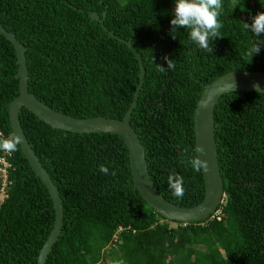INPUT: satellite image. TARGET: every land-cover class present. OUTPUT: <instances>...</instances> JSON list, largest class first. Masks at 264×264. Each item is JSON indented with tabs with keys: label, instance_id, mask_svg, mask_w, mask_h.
<instances>
[{
	"label": "trees",
	"instance_id": "trees-1",
	"mask_svg": "<svg viewBox=\"0 0 264 264\" xmlns=\"http://www.w3.org/2000/svg\"><path fill=\"white\" fill-rule=\"evenodd\" d=\"M222 3V36L210 41L212 53L195 45L187 29L170 35L175 0H0V26L25 48L26 90L35 99L73 118L120 119L137 65L123 43L87 17L103 12L102 25L132 46L143 68L128 124L149 179L164 200L190 207L203 195L200 173L185 164L195 156L191 116L202 86L231 71L264 72V44L247 56L264 34L257 38L243 26L264 12V0ZM165 57L176 66L162 73L157 65L167 68ZM15 67L12 47L0 35V138L10 136L6 111L17 94ZM17 119L61 206L59 233L43 264H264V93L232 91L217 99L218 219L210 214L193 223L167 221L146 206L129 182L117 135L52 129L24 108ZM5 159L0 264H35L51 203L19 150ZM102 164L108 175L99 171ZM170 172L183 177L182 199L168 189Z\"/></svg>",
	"mask_w": 264,
	"mask_h": 264
},
{
	"label": "water",
	"instance_id": "water-1",
	"mask_svg": "<svg viewBox=\"0 0 264 264\" xmlns=\"http://www.w3.org/2000/svg\"><path fill=\"white\" fill-rule=\"evenodd\" d=\"M100 18L95 12H87L89 20L98 22L100 28L112 37L123 43L131 52L137 65V82L135 84L130 102L120 119L103 118L100 116L88 118H73L54 111L33 97L26 90V68L24 62V47L18 43L13 34L5 31L0 26V35L12 47L14 54L15 73L13 78L17 81V94L7 104V121L10 135L18 134L22 137V144L18 150L26 161L34 177H36L45 189L51 203L52 221L50 229L38 249L35 264H43L44 259L55 242L61 226V206L56 189L49 180L46 172L40 166L31 151L17 119L20 108H24L33 114L38 120L52 129L66 131L76 134L108 133L117 135L125 149L126 165L129 172V182L132 189L138 194L150 210L167 221L193 223L205 219L212 214L222 198L221 179L218 174L215 143L213 138L212 110L221 94L232 91L257 92L254 85H259L260 91L264 93V72L231 71L219 75L202 86L201 92L194 104L191 116L192 150L194 155L208 161V168L201 170L200 176L203 186L201 200L190 207H180L164 200L154 189L146 170V162L139 140L128 124L129 114L134 107L139 87L142 83L143 68L136 51L132 46L122 39L116 38L102 25ZM197 145L204 147L203 153L195 151Z\"/></svg>",
	"mask_w": 264,
	"mask_h": 264
},
{
	"label": "clouds",
	"instance_id": "clouds-1",
	"mask_svg": "<svg viewBox=\"0 0 264 264\" xmlns=\"http://www.w3.org/2000/svg\"><path fill=\"white\" fill-rule=\"evenodd\" d=\"M223 11L222 0H175V7L171 19L170 35L175 38L178 29H187L189 39L200 49L212 53L213 48L210 46V41L221 37L220 29L223 27L219 21V17ZM244 28L254 34L255 37H260L264 34V12L257 13L252 17L251 23H244ZM264 44V40L257 39L247 50V56L251 57L259 53L260 45ZM167 62V68L162 65H157L160 72H166L175 69V63L168 57L164 58ZM257 92H261L259 85H254ZM22 144V137L18 134H12L7 138H0V152L12 153L18 150V146ZM195 151L203 153L204 147L197 145ZM186 165L199 173L201 170L208 168V161L200 157L193 156L185 160ZM99 171L105 175L109 174V168L105 165L99 166ZM111 175L115 176L113 170ZM183 177L175 172H170L167 176V185L169 191L176 198L182 199L184 196ZM215 211V210H214ZM116 264H125L123 260L117 261Z\"/></svg>",
	"mask_w": 264,
	"mask_h": 264
},
{
	"label": "built area",
	"instance_id": "built-area-1",
	"mask_svg": "<svg viewBox=\"0 0 264 264\" xmlns=\"http://www.w3.org/2000/svg\"><path fill=\"white\" fill-rule=\"evenodd\" d=\"M5 156H8V153L3 152L0 155V200L4 196L3 195V189L8 185V180H7V168H9V164L7 163ZM218 210H215L212 215L215 216V219H218L217 217ZM119 230V228L116 229V232ZM115 235V234H114ZM112 235L111 240L115 239V236Z\"/></svg>",
	"mask_w": 264,
	"mask_h": 264
},
{
	"label": "rangeland",
	"instance_id": "rangeland-1",
	"mask_svg": "<svg viewBox=\"0 0 264 264\" xmlns=\"http://www.w3.org/2000/svg\"><path fill=\"white\" fill-rule=\"evenodd\" d=\"M170 225H172V224H170Z\"/></svg>",
	"mask_w": 264,
	"mask_h": 264
}]
</instances>
